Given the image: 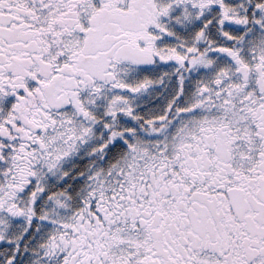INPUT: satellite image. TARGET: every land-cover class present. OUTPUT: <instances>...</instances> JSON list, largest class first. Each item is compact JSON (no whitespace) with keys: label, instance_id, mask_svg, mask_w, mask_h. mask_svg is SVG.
<instances>
[{"label":"snow or ice","instance_id":"1","mask_svg":"<svg viewBox=\"0 0 264 264\" xmlns=\"http://www.w3.org/2000/svg\"><path fill=\"white\" fill-rule=\"evenodd\" d=\"M0 264H264V0H0Z\"/></svg>","mask_w":264,"mask_h":264}]
</instances>
